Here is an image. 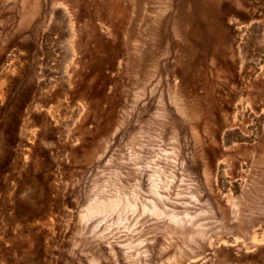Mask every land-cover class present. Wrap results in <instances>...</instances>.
<instances>
[{
	"label": "rangeland",
	"instance_id": "rangeland-1",
	"mask_svg": "<svg viewBox=\"0 0 264 264\" xmlns=\"http://www.w3.org/2000/svg\"><path fill=\"white\" fill-rule=\"evenodd\" d=\"M0 264H264V0H0Z\"/></svg>",
	"mask_w": 264,
	"mask_h": 264
}]
</instances>
